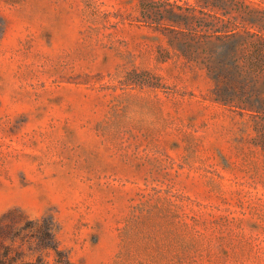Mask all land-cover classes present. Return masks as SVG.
Segmentation results:
<instances>
[{
	"label": "rangeland",
	"instance_id": "1",
	"mask_svg": "<svg viewBox=\"0 0 264 264\" xmlns=\"http://www.w3.org/2000/svg\"><path fill=\"white\" fill-rule=\"evenodd\" d=\"M206 2L264 35V0H0V221L50 219L73 264H264V119L165 12Z\"/></svg>",
	"mask_w": 264,
	"mask_h": 264
},
{
	"label": "trees",
	"instance_id": "2",
	"mask_svg": "<svg viewBox=\"0 0 264 264\" xmlns=\"http://www.w3.org/2000/svg\"><path fill=\"white\" fill-rule=\"evenodd\" d=\"M215 10V4L204 3L199 11L203 19L194 14V7L172 3L165 12L177 27L174 33L186 40L177 43L178 49L200 52L183 56L204 69L214 82V100L232 103L264 119V35L239 25L235 18H226L228 11L218 15ZM16 241L20 242L17 247ZM25 242L33 259H25L21 249ZM44 250L55 254V264H73L54 240L50 219L27 220L19 227L14 221H0V264H46L41 254Z\"/></svg>",
	"mask_w": 264,
	"mask_h": 264
},
{
	"label": "clouds",
	"instance_id": "3",
	"mask_svg": "<svg viewBox=\"0 0 264 264\" xmlns=\"http://www.w3.org/2000/svg\"><path fill=\"white\" fill-rule=\"evenodd\" d=\"M124 120L128 124L150 127L154 126L156 118L147 109L133 105L125 114Z\"/></svg>",
	"mask_w": 264,
	"mask_h": 264
}]
</instances>
